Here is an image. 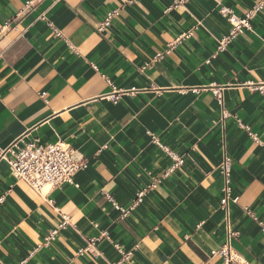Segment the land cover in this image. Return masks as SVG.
Here are the masks:
<instances>
[{
    "label": "crops",
    "instance_id": "crops-1",
    "mask_svg": "<svg viewBox=\"0 0 264 264\" xmlns=\"http://www.w3.org/2000/svg\"><path fill=\"white\" fill-rule=\"evenodd\" d=\"M261 1L0 0V150L60 141L86 161L40 194L0 160V264H222L228 228L232 252L264 264V6L217 50L230 31L218 8L243 17ZM153 137L183 158L169 175ZM152 180L122 218L109 198L126 209Z\"/></svg>",
    "mask_w": 264,
    "mask_h": 264
},
{
    "label": "built area",
    "instance_id": "built-area-1",
    "mask_svg": "<svg viewBox=\"0 0 264 264\" xmlns=\"http://www.w3.org/2000/svg\"><path fill=\"white\" fill-rule=\"evenodd\" d=\"M185 0H178L176 4L183 3ZM27 3L25 10L29 7ZM264 6V0L253 6L249 11H247L243 17L236 16L231 10L220 6L218 8V13L228 21L230 25V31L227 37H223L217 46V50H222L227 44H229L236 36L243 34L244 31L250 30V21L253 19L255 14L260 11ZM24 10V11H25ZM117 14V12L108 13L103 19L101 28L108 27L110 25V19L112 16ZM56 36L59 38L61 34L54 31ZM191 36V32L180 34L177 36V40L168 46V49L164 53H158L156 58H161L162 55L168 54L169 51L177 45V43L182 40L188 39ZM211 93L218 102L222 103V93L220 88H212ZM44 94L41 95L44 98ZM115 100V98H114ZM226 118V113L223 114ZM256 140L255 136H252ZM153 143L157 145L164 153L171 159L172 165L165 175H169L170 172L180 166L183 162V158L175 154L173 151L165 147H160L158 140L153 137ZM0 160H4L9 168V172L12 177L16 180L24 182L31 190L42 194V190L46 187L47 191L50 192L51 189L60 188L63 185L72 184L74 176L86 166V161L83 156L77 153L69 145L63 142L49 143L47 145H41L34 140L29 144L23 146L12 145V147L7 150H0ZM219 173L222 178V198L220 200V205L222 210L227 212L230 204H236L238 197H232V186H231V159L225 157L218 166ZM159 180H152L149 184L145 185L140 192L136 194V197L132 204L126 209L120 208L111 201V205L121 212V217H126V214L134 210L142 201L144 196L151 190L156 189L159 185ZM65 221V219H64ZM252 221H255L252 218ZM65 223H62L63 226ZM58 230H52L48 233L42 240L37 248L47 247L54 237L57 235ZM238 234L231 231L229 228L226 234L225 243L220 246L217 251L212 252V256H217L221 258L222 264H244L242 258L231 250V241L236 238ZM37 249V250H38ZM118 251L121 254V261L127 260L130 252H123L120 248Z\"/></svg>",
    "mask_w": 264,
    "mask_h": 264
},
{
    "label": "bare ground",
    "instance_id": "bare-ground-1",
    "mask_svg": "<svg viewBox=\"0 0 264 264\" xmlns=\"http://www.w3.org/2000/svg\"><path fill=\"white\" fill-rule=\"evenodd\" d=\"M44 190H47V188L45 187V189Z\"/></svg>",
    "mask_w": 264,
    "mask_h": 264
}]
</instances>
